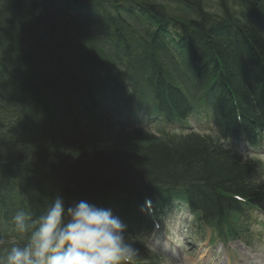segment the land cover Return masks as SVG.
Instances as JSON below:
<instances>
[{
	"label": "trees",
	"instance_id": "trees-1",
	"mask_svg": "<svg viewBox=\"0 0 264 264\" xmlns=\"http://www.w3.org/2000/svg\"><path fill=\"white\" fill-rule=\"evenodd\" d=\"M261 12L264 0H0V256L26 242L13 214L37 219L58 196L119 217L134 264L174 201L200 229L241 224L264 177L223 141L264 134ZM197 99L223 137L101 126L124 111L182 123Z\"/></svg>",
	"mask_w": 264,
	"mask_h": 264
},
{
	"label": "clouds",
	"instance_id": "clouds-1",
	"mask_svg": "<svg viewBox=\"0 0 264 264\" xmlns=\"http://www.w3.org/2000/svg\"><path fill=\"white\" fill-rule=\"evenodd\" d=\"M11 223L26 242L7 248L0 264H134L138 256L120 218L84 200L66 207L58 196L37 219L20 209Z\"/></svg>",
	"mask_w": 264,
	"mask_h": 264
},
{
	"label": "rangeland",
	"instance_id": "rangeland-1",
	"mask_svg": "<svg viewBox=\"0 0 264 264\" xmlns=\"http://www.w3.org/2000/svg\"><path fill=\"white\" fill-rule=\"evenodd\" d=\"M261 171L264 172V168ZM256 217L257 222L251 225L250 230L256 237L261 236L263 239H255L256 242L252 247L238 241L226 246L217 243L210 247L208 241L201 243V239L188 240L192 234L188 229L189 233H186V236L181 235L183 247L173 240L172 243L170 241L168 243L171 245L170 248L167 244L162 248L164 252L167 250L165 254L168 257L163 258L160 264H264V226L262 225L264 215L258 213ZM174 228L176 227H172L170 233H174L172 237L177 239L178 235L173 230ZM186 242L194 245H187ZM157 256L159 257L155 258L162 259V256Z\"/></svg>",
	"mask_w": 264,
	"mask_h": 264
},
{
	"label": "bare ground",
	"instance_id": "bare-ground-1",
	"mask_svg": "<svg viewBox=\"0 0 264 264\" xmlns=\"http://www.w3.org/2000/svg\"><path fill=\"white\" fill-rule=\"evenodd\" d=\"M259 10V9H258ZM254 11V13H257L255 10H253ZM262 14H264V12H261ZM258 15H260L259 13H258ZM261 19H262V21H264V16H262V15H260L259 16ZM197 32L195 31V32H193V36L196 34ZM147 208H148V210H149V206L147 205ZM146 224V223H145ZM138 225H140L141 227H143L144 225H142L141 223H139Z\"/></svg>",
	"mask_w": 264,
	"mask_h": 264
}]
</instances>
